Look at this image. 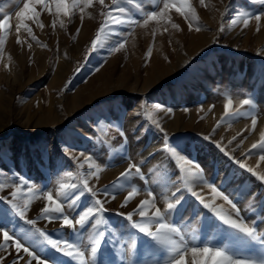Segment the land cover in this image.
Instances as JSON below:
<instances>
[{
	"label": "rangeland",
	"instance_id": "rangeland-1",
	"mask_svg": "<svg viewBox=\"0 0 264 264\" xmlns=\"http://www.w3.org/2000/svg\"><path fill=\"white\" fill-rule=\"evenodd\" d=\"M190 2L199 16L191 31L175 9L169 13L170 23L151 21L147 27H141L146 18L141 13L149 10L150 0H119L115 7H124L140 24L116 26L109 22L102 33L101 46L91 50V41L105 21L104 13L113 7L111 0H105L103 7L94 0L92 7L85 9L83 22L78 10L71 22L67 17H57L54 8L52 15L42 11L38 18L44 25L42 29L38 22L26 21L36 39L22 29L20 43L15 26L19 22L16 12L23 7V0H0V18L10 17V30L0 53V183L8 185L0 189V196L11 199L12 185L19 183L20 176L41 190L35 192L36 196L51 191L54 197L59 183H78V176L88 179L89 187L97 191L96 198L107 209L104 217L108 223L99 230L104 232L102 249L110 252L113 264H155L159 259L143 244L149 238L118 215L133 211L140 200L149 199V190L155 192V204L162 209L165 196L169 197L168 202H174L170 199L173 193L183 197L189 206L183 218L175 213L166 214L164 222L175 224L188 235L196 232L201 238L206 230L213 242L219 239L215 236V221L207 229L203 223L205 215L211 217V213L190 192L177 189H183L187 183L206 202L223 205L225 211L231 212L221 197H215L194 177L185 175L181 182L178 165L162 150L165 133L171 145L183 149L185 159L198 163L205 178L234 200L246 223L251 225L255 221L258 229L264 230V223L260 222L264 210L257 203L264 199V187L230 159L242 160L264 174V161L260 160L264 153L242 155L264 131V18L259 31L254 19L247 28L242 23L230 24L234 14L257 12L262 6L253 0H205L204 5L199 0ZM60 19L65 28L60 27ZM53 20H57L54 29ZM173 23L179 27L173 28ZM196 27L201 30L196 31ZM120 42L125 47L112 50ZM149 46L151 57L146 59ZM228 98L232 99L230 110L240 108L241 115L221 122ZM246 98L256 106L253 114L258 122L254 130L250 116L244 114L253 111L251 106L240 107L239 102ZM152 120H157L164 131ZM204 136L211 139L205 140ZM234 136L236 139L232 140ZM130 162L141 164L146 180L133 181L139 193L121 207L128 187H109L115 199L111 195L105 197L102 190L124 183L117 181V177ZM97 165L102 169L98 178L90 175ZM232 173L239 179L224 186V177ZM244 182L251 192L236 200L233 189ZM24 192L26 189L22 188L21 194ZM257 192L260 195L251 200V194ZM90 199L94 198L86 195L81 201ZM44 204L43 199L34 200L28 218L35 219ZM193 208L200 209L198 215H193ZM65 209L71 216L76 215L66 204ZM133 219L141 218L134 213ZM37 226L46 229L54 239H76L73 230L61 228L59 221L38 219ZM6 227L11 230L13 225ZM92 232L90 224L84 230L77 229V233H82L80 246L86 261L91 259L88 236ZM129 234L135 237V249ZM16 255L11 250L3 264H12ZM102 260V252H98L97 264ZM69 264L76 262L69 260Z\"/></svg>",
	"mask_w": 264,
	"mask_h": 264
},
{
	"label": "snow or ice",
	"instance_id": "snow-or-ice-1",
	"mask_svg": "<svg viewBox=\"0 0 264 264\" xmlns=\"http://www.w3.org/2000/svg\"><path fill=\"white\" fill-rule=\"evenodd\" d=\"M119 0H111L113 7L104 13L105 21L97 30L95 37L91 41V50H95L102 44V33L105 28L111 25H133L140 24V21L132 18V14L127 12L124 7H115ZM142 2V0H141ZM162 2L163 6L160 7ZM254 3L261 5V9L257 12L242 11L232 16L230 24L235 26L241 24L244 28H247L251 20H255L256 31L260 30V23L264 18V0H253ZM94 0H23V7L16 12V18L19 21L15 30L17 32V43H20L19 33L21 30H25L32 39H36L33 35L32 27L26 21H36L41 15L42 11H47L48 14H53V8L57 17H67L69 22L76 15L77 10L80 13V20L83 22L85 9L91 8ZM98 3L103 7L105 6V0H98ZM201 5H204L205 0H199ZM39 8V10H38ZM159 8V11L155 9ZM175 9V11L184 18L188 23L189 31L193 28V22L199 21L196 8L192 6L190 0H150L149 10L141 13L143 23L141 27H147L151 21H155L157 24L164 22L165 24L171 22V16L169 13ZM2 11V9H0ZM10 17L3 15L0 18V53L3 52L7 34L10 30ZM57 20L52 21L53 29L56 27ZM61 28H65V22L63 19L59 20ZM38 26L42 29L44 27L42 22H38ZM173 28L179 26L175 23L172 24ZM196 31H200V27H196ZM80 29L77 28L76 32L79 33ZM164 31H167L165 28ZM223 31V27L221 28ZM153 36H155V30H153ZM46 46V45H44ZM31 47V45H29ZM125 47L124 42H120L115 51H119ZM152 47L149 46L145 53L146 59L151 57ZM11 59V57H9ZM7 68L8 65H5ZM262 77H264V70H262ZM264 84V80H262ZM240 107L251 106L253 111L244 113L251 118V126L254 130L257 125V118L253 114L255 105L251 99H242ZM232 105V99L228 98L224 105V113L221 117V122L229 116L241 115L240 108L230 110ZM159 108V105L156 106ZM170 111V110H169ZM154 124L161 132L163 128L160 127L157 120H152ZM220 122L217 123L219 127ZM123 135V133H121ZM205 140L211 139L210 136H204ZM236 137H232L235 140ZM216 146L225 155L228 153L219 142H215ZM231 143V141H229ZM162 150L169 154L168 159L174 160L178 165V170L181 173V182L185 175L194 177L196 182L206 185L215 197H221L231 208V212L224 210L223 205H215L214 203L206 202L197 192L193 191L191 187L187 186L183 189H177V192L181 190L190 192L195 197L199 204L207 209L208 213H211V217L205 215L204 228L207 229L211 226L213 221L216 223L217 231L215 236L219 237L216 242L208 238L207 231H204V238L193 232L188 235L180 227H177L173 223L164 222L166 214L175 213L180 218H183V214L188 210L183 197L173 193L170 199L174 202H168L169 197L165 196V206L162 209L155 204L156 194L152 190H149L147 195L149 199L140 200L139 204L133 211L124 213L120 212L118 215L126 218L130 222V227L137 230L138 233L149 238L143 241L145 248L149 249L154 256L158 254L159 259L155 261V264H264V234L257 227V223L254 221L251 225L246 223L240 216L241 209L237 207V204L233 199H230L228 195L218 191L214 183L209 182L205 176L201 166L190 159H185L181 154L183 149L179 145H171L169 143V137L165 133ZM253 152L264 153V131L260 132V138L253 144L247 153L242 155H251ZM91 159V157H88ZM230 159L235 160L239 169L246 170L252 176L256 177L264 187V174L255 171L252 167L246 166L242 160H236L234 157ZM260 160L264 161V155H260ZM91 167V166H90ZM102 169L97 165L90 172V175L98 178ZM218 174V173H217ZM69 177L72 173H67ZM142 181L146 180L145 174L142 172L141 164L129 163L128 167L120 173L117 177V181H123L122 184L105 186L103 194L105 197L115 196L109 192V187L123 189L128 187L130 190L124 197V201L121 207L126 206L129 201L133 200L139 193V187L133 183L135 179ZM171 181V176H169ZM239 177L236 173H232L230 176L226 175L222 184L227 186L233 181L238 180ZM19 183L12 185L13 190L10 192L11 199L0 196V264L11 255V250L17 254L15 259L12 260V264H19L20 261H24V264H69V260L75 261L76 264H97V254L102 252L103 260L101 264H113V261L109 259L110 252L107 249H102L101 241L104 239V232L100 231L101 225H106L108 221L104 217V213L107 209L104 206V202L96 198L97 191L89 187L88 179L78 176V183H64L61 182L56 189V196H53L51 191H43L42 196H36L35 192L41 191L28 184L23 176L18 177ZM8 185L0 183V189L7 188ZM26 189V192L21 194V189ZM251 192L247 182L239 183L233 189V195L236 200H242ZM89 196L90 199L87 202H82L81 198ZM260 193H252L251 200L255 201V198ZM43 199L45 204L39 209V213L35 219L28 218V212L34 200ZM258 205L261 210H264V199H260ZM65 204L68 210L72 213H76L75 216H71L66 212ZM77 209H81L77 212ZM200 209L193 208V215H198ZM134 213H138L141 218L139 221L133 219ZM38 219H44L49 221H59L61 228H69L73 230V235L76 237L74 240H68L63 238L54 239L46 229H42L37 226ZM260 222L264 223V216L260 217ZM91 226L93 232L88 236L90 241V261H86L85 252L81 250L80 238L82 233H77V229L84 230L86 225ZM155 225L153 228L152 225ZM6 225H13L9 230ZM11 233V234H10ZM131 237V247L136 248L135 237L129 234ZM38 249V251H37ZM21 253L26 255H21ZM57 254H62L63 257H67L68 260L61 259Z\"/></svg>",
	"mask_w": 264,
	"mask_h": 264
}]
</instances>
